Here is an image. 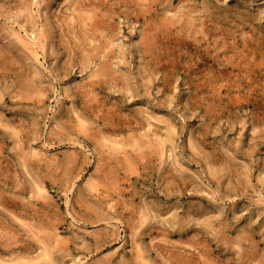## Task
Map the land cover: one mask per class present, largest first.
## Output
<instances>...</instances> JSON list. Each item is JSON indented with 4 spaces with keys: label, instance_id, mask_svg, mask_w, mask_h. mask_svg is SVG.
Masks as SVG:
<instances>
[{
    "label": "rangeland",
    "instance_id": "1",
    "mask_svg": "<svg viewBox=\"0 0 264 264\" xmlns=\"http://www.w3.org/2000/svg\"><path fill=\"white\" fill-rule=\"evenodd\" d=\"M77 1L0 0V262L264 264V0Z\"/></svg>",
    "mask_w": 264,
    "mask_h": 264
},
{
    "label": "bare ground",
    "instance_id": "2",
    "mask_svg": "<svg viewBox=\"0 0 264 264\" xmlns=\"http://www.w3.org/2000/svg\"><path fill=\"white\" fill-rule=\"evenodd\" d=\"M77 1V0H76ZM79 1V0H78ZM78 1H77V4H79L78 3ZM83 1V0H82ZM101 1V0H100ZM81 2V1H80ZM86 2V1H85ZM139 2V1H138ZM141 2H142V0H141ZM140 2V3H141ZM82 3V2H81ZM80 3V4H81ZM90 5H89V11H87L88 13H87V15H84L83 17H84V22L83 23H85L84 25H86V26H88V28H89V31H96L97 29H100V27H102V24L100 23V21H99V23H98V20H97V18L99 17V14H98V12H97V8H99L98 7V5L99 4H93L92 3V1H90ZM148 3V2H147ZM151 3V0H150V2L148 3V4H150ZM84 4H86V3H84ZM83 5V4H82ZM139 5V4H138ZM142 5V4H141ZM99 6H101V5H99ZM146 6V5H145ZM148 6V5H147ZM151 6V5H150ZM88 7V6H87ZM76 8H77V6H76ZM78 8H79V6H78ZM138 8V7H137ZM139 8H140V5H139ZM143 8V7H142ZM142 8H140L141 10H142ZM152 8V7H151ZM84 10H85V8H83ZM100 9V8H99ZM139 9V10H140ZM149 9V8H148ZM147 9V10H148ZM81 10V9H80ZM140 10V11H141ZM146 10V9H145ZM146 10V11H147ZM150 10V9H149ZM105 11V10H104ZM139 11V12H140ZM79 13H83L82 11L81 12H79ZM103 13V12H102ZM133 13V12H132ZM141 13V12H140ZM84 14V13H83ZM105 14H106V12H105ZM102 15V14H101ZM78 16H79V14H78ZM80 16H82V14H80ZM80 16H79V18H80ZM82 18V17H81ZM101 18V17H100ZM99 18V19H100ZM78 19V18H77ZM167 19V18H166ZM72 20V19H71ZM110 20V19H109ZM80 21V22H81ZM102 21V20H101ZM168 22V21H167ZM72 23V22H71ZM77 23H78V21H77ZM105 23V22H104ZM164 23V22H163ZM80 24V23H79ZM104 25V24H103ZM105 27V26H104ZM84 28V27H83ZM82 28V30H84ZM48 30V29H47ZM92 32V33H93ZM45 33V32H44ZM41 34H43V32L41 33ZM97 34V33H96ZM102 33H100V35H101ZM106 34V33H105ZM44 35V34H43ZM42 35V36H43ZM93 35V34H92ZM95 35V34H94ZM93 35V36H94ZM154 35V34H153ZM147 36H149V35H147ZM91 38H92V36H90ZM100 37V36H99ZM105 37V36H104ZM108 37V36H107ZM146 37V36H145ZM90 38V39H91ZM111 39V38H110ZM148 39V38H147ZM154 39V38H153ZM103 40H104V38H103ZM151 40H152V38H151ZM105 41V40H104ZM111 41V40H110ZM112 42V41H111ZM152 42V41H151ZM108 44H110V43H108ZM113 44V43H112ZM97 46V45H96ZM100 46H101V44H100ZM102 46H103V44H102ZM113 46V45H112ZM98 47V46H97ZM112 48V47H111ZM114 48V47H113ZM106 49H108V48H106ZM114 50V49H113ZM104 52V51H103ZM102 52V53H103ZM113 52V51H112ZM148 52V51H147ZM92 53V52H91ZM90 53V54H91ZM101 53V52H100ZM106 54V53H105ZM104 54V55H105ZM103 55V54H102ZM89 56V55H88ZM91 57V56H90ZM102 57V56H101ZM109 57V56H108ZM88 58V57H87ZM111 60V59H110ZM106 62V61H105ZM102 63V62H101ZM104 65V64H103ZM112 65V64H111ZM108 65H106V67H107ZM109 68V67H108ZM63 69V68H62ZM66 71V70H65ZM101 71V70H100ZM97 73V72H96ZM113 73V72H112ZM116 74V73H115ZM119 76V75H118ZM95 78V77H94ZM93 78V79H94ZM110 78V77H109ZM120 78V77H119ZM122 78V77H121ZM92 79V80H93ZM111 80V79H110ZM96 81V80H95ZM104 81V80H103ZM114 81V80H113ZM89 82V81H88ZM100 82V81H99ZM118 82V81H117ZM120 82H121V80H120ZM123 82V81H122ZM87 83V82H86ZM91 83V82H90ZM101 83H102V81H101ZM94 84V83H93ZM92 84V85H93ZM103 84V83H102ZM101 84V85H102ZM88 85V84H87ZM42 86V85H41ZM91 86V85H90ZM92 87V86H91ZM122 87V86H121ZM24 88V87H23ZM26 88V87H25ZM24 88V89H25ZM30 88V87H29ZM88 88V87H87ZM20 89V88H19ZM18 89V90H19ZM123 89V88H122ZM23 90V89H22ZM79 90H81V89H79ZM99 90V89H98ZM86 91V90H85ZM133 92V91H132ZM23 93V92H22ZM27 93V92H26ZM39 93H41V91L39 92ZM89 93H91V92H89ZM15 94H17V93H15ZM15 94H14V96H15ZM20 94V93H19ZM18 94V95H19ZM33 94V93H32ZM92 95H93V93H91ZM23 95V94H22ZM22 95H19V97L20 96H22ZM74 95V94H73ZM96 95V94H95ZM100 95V94H99ZM98 95V96H99ZM26 96H28V95H25V99H26ZM33 95H31V97H32ZM39 96V95H38ZM16 97V96H15ZM34 97V96H33ZM37 97V96H36ZM42 97V96H41ZM90 98H91V96H89ZM22 98H23V96H22ZM89 98V99H90ZM93 98H94V96H93ZM24 99V98H23ZM29 98L27 97V100H28ZM31 99V98H30ZM84 99V98H83ZM22 100V99H21ZM36 101V100H35ZM84 101V100H83ZM90 101V100H89ZM89 101H87L88 102V104H89ZM92 101V103H93V100H91ZM40 102V101H39ZM84 103V102H83ZM91 103V102H90ZM111 103V102H110ZM115 103V102H114ZM99 104V103H98ZM90 107V106H89ZM104 107V106H103ZM102 108V107H101ZM88 109H90V108H88ZM92 109V108H91ZM109 109V108H108ZM138 111V110H137ZM100 112V111H99ZM110 112V111H109ZM70 113V112H69ZM96 113V112H95ZM115 113V112H114ZM137 113V112H136ZM97 114V113H96ZM96 114H94V115H96ZM99 114V113H98ZM106 114H108V113H106ZM125 114V113H124ZM123 114V115H124ZM105 116V115H104ZM125 116V115H124ZM78 117H80V116H78ZM126 117V116H125ZM158 117V116H157ZM80 119V118H79ZM84 119V118H83ZM136 119L137 118H134V117H132V116H128V120H126V121H124V120H122L121 119V122H123L122 124H124L125 122L127 123V122H129V123H132V121H136ZM157 120L159 119V120H163V119H161L160 117L159 118H156ZM68 120V119H67ZM110 120V119H109ZM138 120H139V118H138ZM158 120V121H159ZM4 121V120H3ZM88 121H90V120H88ZM74 122V121H73ZM78 123H80L79 122V120L77 121ZM87 122V121H86ZM91 122V121H90ZM108 122V121H107ZM1 123V122H0ZM111 123H112V121H111ZM4 124V123H3ZM2 124V125H3ZM74 124V123H73ZM94 124V123H93ZM100 124V123H99ZM119 124H121V123H119ZM134 124V123H133ZM5 125V124H4ZM3 125V126H4ZM75 125V124H74ZM73 125V126H74ZM92 125V124H91ZM114 125V124H113ZM112 125V126H113ZM6 126H8V128L9 129H12V128H10L9 127V125L7 124ZM77 126V125H76ZM79 126H80V130L83 132V133H85V135H87L89 138H95V139H97L99 142H101V146L104 148V147H107L109 150H107V149H104L105 151H107V152H109V153H112L113 151V153H115V155L114 156H112V157H114L117 161H121L122 162V160H123V157H121L120 155H119V153H121V151L122 150H124L125 151V154H127V157H130L131 158V156L133 155L134 156V160L135 159H137V163L139 164V165H141V164H144V166L146 167L147 166V164H146V162H145V160H144V157H148L147 156V154L149 155V153H148V151H147V147L148 146H153L152 145V143L151 142H148V141H146V140H144V139H136L133 143H131V149H130V147L128 148V147H126L125 145H123L122 147H119L118 149H117V147L116 146H114L112 143V145L114 146H110V145H108L109 143L107 142V141H104V140H101V139H99V138H97V135H96V133H93L92 132V130H91V126L90 125H88V124H86L82 119H81V123L79 124ZM78 126V127H79ZM12 127V126H11ZM79 130V131H80ZM17 132H16V134L15 135H19V132H18V130H16ZM72 132V131H71ZM76 133V132H75ZM100 133V132H99ZM12 134V133H11ZM82 134V133H81ZM153 134V133H152ZM154 135V134H153ZM13 136V135H12ZM99 136V135H98ZM104 136V135H103ZM134 136V135H133ZM155 136V135H154ZM153 136V137H154ZM102 137V136H101ZM156 137V136H155ZM157 137H158V135H157ZM19 138V137H18ZM20 139V138H19ZM103 139V138H102ZM107 139V138H106ZM133 139V138H132ZM92 141V140H91ZM154 143H155V145L156 146H158V147H160L161 148V150H162V154H164V152H165V148H166V145L168 144V143H171V144H173L174 143V136L172 135V134H170L169 133V135L167 136H165L164 138H161V137H159V138H155L154 139ZM18 142H20L19 144H21V141H18ZM123 144V143H122ZM124 144H126L125 142H124ZM130 144V143H129ZM116 145V144H115ZM19 146V145H18ZM194 146V145H193ZM78 147V146H77ZM96 147H97V145H96ZM150 148V147H149ZM195 148H196V146H195ZM20 149H22V148H20ZM25 149V148H24ZM27 149V148H26ZM73 150V149H72ZM99 150V149H98ZM158 151H159V149H157ZM22 151H24V150H22ZM100 151H102V150H100ZM150 151V150H149ZM28 152V151H27ZM37 152V151H36ZM35 152V153H36ZM157 152V151H156ZM38 153V152H37ZM70 153V152H69ZM74 153V152H73ZM159 153H160V151H159ZM26 154V153H25ZM29 154V153H28ZM27 154V155H28ZM71 154V153H70ZM124 154V155H125ZM78 155V154H77ZM77 155H74V154H72L71 156H70V158H69V165L72 167V168H75V166L77 165V162H78V156ZM113 155V154H112ZM151 155V157H152V155H156V153L155 154H150ZM150 155H149V158H150ZM30 156H31V154H30ZM36 156V155H35ZM126 156V155H125ZM24 157V156H23ZM104 157V156H103ZM114 158H112L111 160L113 161V159ZM124 158H126V157H124ZM133 159V158H132ZM100 160H102V159H100ZM107 160V159H106ZM30 161V160H29ZM109 161V160H108ZM107 161V162H108ZM126 161H127V159H126ZM129 161H131V164H134V163H132V162H134L133 160H130L129 159ZM110 162V161H109ZM124 162V161H123ZM128 162V161H127ZM101 163V162H100ZM125 163V162H124ZM101 164H103V163H101ZM117 164V163H116ZM136 164V163H135ZM149 165V164H148ZM99 166V165H98ZM97 166V167H98ZM108 166V165H107ZM117 166V165H116ZM133 166V165H132ZM71 167H70V169H71ZM118 168V167H117ZM97 169V168H96ZM99 169V168H98ZM101 169V168H100ZM99 169V170H100ZM135 169H138V168H136V166H135ZM103 170V169H102ZM119 170V169H118ZM140 170V169H139ZM121 171V170H120ZM134 171V170H133ZM96 172H97V170H96ZM103 172V171H102ZM108 172V171H107ZM173 172V171H172ZM106 173V172H105ZM126 173V172H125ZM139 173V172H138ZM98 174V173H97ZM102 174V173H101ZM112 174V173H111ZM137 174V173H136ZM123 175V174H122ZM130 175V174H129ZM129 175H128V177H129ZM134 175V174H133ZM131 176V175H130ZM125 176H123V178H124ZM173 177V179L175 180L176 178H175V175L174 174H170L168 177H167V179H168V181H173V179H171ZM107 178V177H106ZM120 178V177H119ZM123 178H122V180H123ZM109 179V178H108ZM136 179L138 180L139 179V177H136ZM9 180V179H8ZM114 180V179H113ZM106 181V180H105ZM109 181V180H108ZM112 181V180H111ZM121 180H119V182H120ZM126 181V180H125ZM129 183V182H128ZM88 185H89V191L90 192H92V191H94V190H97V192L99 191V194H101L102 192H106V191H110L111 190V188H108L109 187V184L107 185L106 183H104V182H102V181H98V180H93L92 179V181H90L89 180V182L87 183ZM111 184V183H110ZM118 184V183H117ZM117 184H115V185H117ZM120 184V183H119ZM70 185V184H69ZM121 185V184H120ZM119 185V186H120ZM130 185H132V184H130ZM135 185V184H134ZM118 186V185H117ZM111 187V186H110ZM115 187V186H114ZM113 187V188H114ZM129 187V186H128ZM106 188V189H105ZM21 189H23L24 190V187H22ZM131 189V188H130ZM115 190V189H114ZM138 190V189H137ZM87 191H88V189H87ZM109 191H108V193H109ZM118 191V190H117ZM111 192V191H110ZM120 192V191H119ZM128 192V191H127ZM120 193H122V191L120 192ZM119 193V194H120ZM40 194H42V193H40ZM105 194V193H104ZM103 194V195H104ZM113 194V193H112ZM134 194V196H136V194L135 193H133ZM45 195V194H44ZM97 195V194H96ZM106 195V194H105ZM6 196V195H5ZM40 197L42 196V195H39ZM101 195H99V197H100ZM3 197V196H2ZM45 197V196H44ZM49 196L47 195L46 196V198L45 199H47ZM106 197V196H105ZM110 197V196H109ZM51 198V197H50ZM53 198V197H52ZM117 198V197H116ZM119 198H120V196H119ZM122 198V197H121ZM103 199V198H102ZM9 200V199H8ZM82 200V199H81ZM81 200L79 201L80 203H82L81 202ZM98 200V199H97ZM104 200V199H103ZM114 200V199H113ZM117 200V199H116ZM129 200V199H128ZM100 201H101V199H100ZM11 202V201H10ZM17 202V201H16ZM84 202V201H83ZM95 202V201H94ZM119 202V201H118ZM15 203V202H14ZM106 203H107V200H106ZM117 203V202H116ZM116 203H111L109 206H111V208H115L116 207ZM132 203V202H131ZM134 203H135V201H134ZM88 204V203H87ZM126 204V203H125ZM89 205V204H88ZM131 205H133V204H131ZM55 206V205H54ZM80 206H81V204H80ZM104 206V205H103ZM129 207V206H128ZM139 207H140V205H139ZM29 208V207H28ZM81 208V207H80ZM125 208V207H124ZM124 208H122V209H124ZM132 208V207H131ZM85 210V209H84ZM94 210V209H93ZM113 210V209H112ZM119 210V209H118ZM133 210V209H132ZM139 210H140V208H139ZM150 210V209H149ZM19 212H20V210H19ZM140 212V211H139ZM151 212V211H150ZM27 213V212H26ZM105 213V212H104ZM103 213V214H104ZM82 214H84V213H82ZM88 214V213H87ZM106 214V213H105ZM86 215V214H85ZM95 215V214H94ZM140 215V214H139ZM88 216H90V214L88 215ZM124 216V215H123ZM137 218L136 219V221H135V229L138 231V229H137V227L139 228V227H141V226H143L146 222H148L151 218H150V215H149V213H148V211L144 208L143 210H141V215L140 216H136V215H134L133 216V218ZM130 220V219H129ZM132 220V219H131ZM102 221V220H101ZM132 222H133V220H132ZM173 222V221H172ZM35 223V222H34ZM38 223V222H37ZM176 223V222H175ZM28 224V223H27ZM207 224H209V225H211V223L210 222H207ZM145 226H147V225H145ZM145 226H144V228H145ZM31 227V226H30ZM29 227V228H30ZM4 228V227H3ZM132 228V227H131ZM142 228V227H141ZM143 228V229H144ZM213 228V227H212ZM211 228V229H212ZM134 229V230H135ZM140 229V228H139ZM33 230V229H32ZM42 230V229H41ZM135 230V231H136ZM154 230V229H153ZM152 230V231H153ZM6 231V230H5ZM36 231H40V230H36ZM35 231V232H36ZM137 231H136V233H137ZM141 231H142V229H141ZM148 231V230H147ZM12 232V231H11ZM11 232H9L10 234H11ZM45 232V231H44ZM157 232H158V230H157ZM172 232H173V230H172ZM3 233V232H2ZM17 233V232H16ZM37 233V232H36ZM155 233V232H154ZM160 233V232H159ZM208 233V232H207ZM8 235V234H7ZM18 235V234H17ZM102 235V234H101ZM139 235H140V233H139ZM204 235V234H203ZM10 236V235H9ZM19 236V235H18ZM40 236H41V234H40ZM133 236V235H132ZM163 236V235H162ZM158 237V236H157ZM3 238H5V236H3L2 237V239ZM20 238V237H19ZM44 238H45V236H44ZM6 239L8 240V237H6ZM40 239V238H39ZM41 239H42V237H41ZM40 239V240H41ZM100 239V238H99ZM166 239V238H165ZM164 239V240H165ZM183 239V238H182ZM21 240V239H20ZM57 240V239H56ZM55 240V241H56ZM152 240H154V239H152ZM173 240V239H172ZM191 241H192V238L190 239ZM5 241V240H4ZM12 241V240H11ZM10 241V242H11ZM18 241V240H17ZM42 241H45L46 243H44L45 245V252H44V255L42 256L43 258L41 259V261L39 260V262H36L35 264H51V262H52V260H53V257H54V253L58 250V248H56L55 247V245H57L58 243V241L56 242V244H54V245H52L49 241L47 242L46 240H44V239H42ZM55 241H54V243H55ZM166 241V240H165ZM196 241V240H195ZM5 243H7V241L5 242ZM60 245V244H59ZM136 245H138V243L136 244ZM195 245V244H194ZM194 245L192 244L191 245V247H194ZM238 245V244H237ZM196 246V245H195ZM173 247V246H172ZM195 248V247H194ZM194 248H192V249H194ZM67 249V248H66ZM196 250H198L197 248H196ZM202 250V249H201ZM188 251V250H187ZM204 251V250H203ZM189 252H190V250H189ZM193 252V251H192ZM196 252V251H195ZM200 253V252H199ZM56 254V253H55ZM141 254V253H140ZM178 255V254H177ZM195 255V254H194ZM202 256H204V255H202ZM188 257V256H187ZM140 258H141V256H140ZM205 258H207V257H205ZM137 260V259H136ZM140 260V259H139ZM138 260V261H139ZM208 260H209V258H208ZM24 261H26V260H24ZM29 261V260H28ZM144 262H145V260H143ZM255 261V260H254ZM21 262V261H20ZM27 262V261H26ZM137 262V261H136ZM143 262V263H144ZM180 262V261H179ZM206 262V261H205ZM1 264H2V262H0ZM4 263V262H3ZM17 263H19L18 261H17ZM16 263V264H17ZM29 262H27V263H24V264H28ZM139 263V262H138ZM146 263V262H145ZM147 263H149V262H147ZM194 263V262H193ZM6 264H8V263H6ZM21 264H22V262H21ZM30 264V263H29ZM194 264H196V263H194ZM198 264V263H197Z\"/></svg>",
    "mask_w": 264,
    "mask_h": 264
}]
</instances>
